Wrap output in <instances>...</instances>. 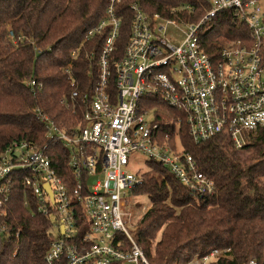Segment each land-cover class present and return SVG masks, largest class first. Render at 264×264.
Instances as JSON below:
<instances>
[{"label": "built area", "instance_id": "obj_1", "mask_svg": "<svg viewBox=\"0 0 264 264\" xmlns=\"http://www.w3.org/2000/svg\"><path fill=\"white\" fill-rule=\"evenodd\" d=\"M204 1L210 10L197 23L172 22L158 15L148 19L133 5L123 54L110 62L120 22L114 15L119 0H108L105 18L88 32L91 36L109 29L99 53L87 55L89 76L95 71L96 82L60 101L73 115L81 112L77 124L64 131L40 116L45 137L57 140L67 154L72 187L57 175L45 146L13 142L0 154V218L16 184L23 193L30 192L36 211L53 223L46 264H150L132 237L134 229L126 227L133 216L126 212L127 196L140 183L139 174L127 170L134 156L160 164L193 195L214 194V182L190 154L181 146L172 148L168 132L161 134L151 101L159 100L179 113L175 143L182 125L195 144L221 137L233 151L244 152L257 140L264 143V0ZM221 11L231 12L249 35L224 44L212 57L203 48L200 33ZM178 24L187 32L181 42H174L166 28ZM7 32L15 45L23 39H16L10 28ZM69 70L68 65L64 73L72 81ZM36 85L34 80L27 82L31 91ZM166 126L170 130L169 123ZM141 211L144 214L147 208ZM5 231L0 222V234ZM118 235L128 242V250L120 248ZM218 253L194 257L188 264H208Z\"/></svg>", "mask_w": 264, "mask_h": 264}, {"label": "trees", "instance_id": "obj_2", "mask_svg": "<svg viewBox=\"0 0 264 264\" xmlns=\"http://www.w3.org/2000/svg\"><path fill=\"white\" fill-rule=\"evenodd\" d=\"M133 5L148 19L158 15L180 23H197L210 10L204 0H119L114 15L120 26L110 62L123 54L134 18ZM107 6L108 0H0V154L13 142L45 146L57 175L70 187L74 182L67 154L57 140L45 137L40 116H47L64 131L77 124L81 112L73 115L60 101L73 90H89L96 82L95 71L89 76L87 55L99 53L109 29L91 36L88 32L105 18ZM8 28L16 39L23 37L16 45L8 39ZM248 35L245 25L231 12L221 11L203 26L200 40L205 51L215 57L224 44ZM68 65L72 81L64 73ZM30 80L37 84L34 91L27 86ZM151 104L157 108L161 134L168 132L171 147L177 149L173 132L179 113L159 100ZM177 135L198 169L214 182L215 192L212 196L193 195L160 164L146 161L148 169L139 174L140 183L129 196L143 195L149 201L132 231L147 261L188 264L194 257L218 251L208 264H246L250 260L264 264L263 141L253 145L257 150L249 164L234 166L236 161L228 160L231 165L225 161L232 155L224 149L232 154L235 151L223 138L195 144L183 125ZM15 189L5 202V216L0 218L6 228L0 234V264H46L45 255L54 239L53 223L36 211L30 192L23 193L19 184ZM25 201H29L28 207ZM117 241L122 250L129 249L121 235Z\"/></svg>", "mask_w": 264, "mask_h": 264}, {"label": "rangeland", "instance_id": "obj_3", "mask_svg": "<svg viewBox=\"0 0 264 264\" xmlns=\"http://www.w3.org/2000/svg\"><path fill=\"white\" fill-rule=\"evenodd\" d=\"M187 32V28L181 24H178L176 26L170 25L166 28V34L167 36L172 39L174 42H181L182 39L185 36V33ZM36 48V47H35ZM147 118L150 120V115L147 116ZM176 148L180 149V142L179 139L176 138ZM255 145V144H254ZM228 154L232 156H227L225 161L228 163L229 161H233L234 166L239 165H247L249 164L250 157L252 154L257 150V147H251L247 148L244 152H235V154H232L229 149H224ZM229 160V161H228ZM147 159L141 155L134 156L133 160L129 161V167L127 170L131 173H142L146 171L147 168ZM257 162V160L253 161ZM231 165L230 163H228ZM127 202L128 206L126 207V212L130 213L133 212V216L129 217L127 220L126 227L130 230H133L136 228L137 224L139 223L141 217L143 216V213L141 211L142 207L149 208V201L146 198V196L143 195H133V196H127ZM55 234V233H54Z\"/></svg>", "mask_w": 264, "mask_h": 264}, {"label": "water", "instance_id": "obj_4", "mask_svg": "<svg viewBox=\"0 0 264 264\" xmlns=\"http://www.w3.org/2000/svg\"><path fill=\"white\" fill-rule=\"evenodd\" d=\"M44 188H45V190H46V191L49 193V195H50V190H49V187H48L47 184L44 185Z\"/></svg>", "mask_w": 264, "mask_h": 264}]
</instances>
